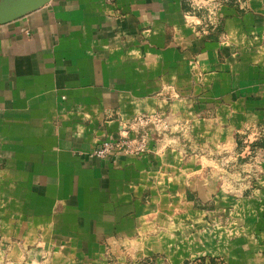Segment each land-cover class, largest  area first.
Instances as JSON below:
<instances>
[{"label": "crops", "instance_id": "0c3cea01", "mask_svg": "<svg viewBox=\"0 0 264 264\" xmlns=\"http://www.w3.org/2000/svg\"><path fill=\"white\" fill-rule=\"evenodd\" d=\"M115 8L49 0L0 25V264H264V190L210 168L264 134V0H230L209 35L184 0ZM154 113L174 116L163 143L88 157Z\"/></svg>", "mask_w": 264, "mask_h": 264}, {"label": "rangeland", "instance_id": "374dc122", "mask_svg": "<svg viewBox=\"0 0 264 264\" xmlns=\"http://www.w3.org/2000/svg\"><path fill=\"white\" fill-rule=\"evenodd\" d=\"M189 6V12L186 16H191L195 20L188 21L191 25L196 26L200 34L209 35L214 29L219 28L221 24L220 8L224 4L226 5L230 0H184ZM115 17L119 14L114 10ZM146 115V114H145ZM168 124L166 131L156 133L152 128H147L143 131V150L139 153L124 154L118 152L114 157H110L104 160H109L116 158L119 155L128 156L129 158H140L144 155L149 147V142L152 140L154 142L161 143L162 139L167 134L169 129L174 125L172 120L174 119L173 114L168 116H162ZM184 131H178L175 134L171 132L170 136L181 134ZM141 137V136H140ZM237 141L239 145L237 146V151L232 149H216L210 156L216 162V165L211 166L214 170V174L217 176L219 181H224L228 190L233 193L239 192H249L254 190H264V169L262 167L261 159L258 156V150L260 143L264 142V134L262 130H253L252 128H246L237 134ZM137 140H135V139ZM117 139V138H116ZM127 141L130 142L132 147H137L138 138L127 136ZM140 139V138H139ZM111 140V139H110ZM115 140V139H112ZM102 143V142H101ZM163 143V142H162ZM99 146V145H98ZM95 149V148H94ZM90 152L88 154V157ZM91 158V157H90Z\"/></svg>", "mask_w": 264, "mask_h": 264}, {"label": "built area", "instance_id": "2783aa9c", "mask_svg": "<svg viewBox=\"0 0 264 264\" xmlns=\"http://www.w3.org/2000/svg\"><path fill=\"white\" fill-rule=\"evenodd\" d=\"M103 2L106 5L111 6L113 10L116 9L115 0H103ZM147 128H152L156 133H160L167 130L168 124L158 113L150 115H137L132 120H130L124 128L121 129V132L117 139L100 143L99 146H97L90 152L89 156L98 160H104L116 156L118 152H122L126 155L139 153L144 148L142 133ZM127 136L138 138L139 143L137 147H132L130 142L126 139Z\"/></svg>", "mask_w": 264, "mask_h": 264}, {"label": "water", "instance_id": "95a60500", "mask_svg": "<svg viewBox=\"0 0 264 264\" xmlns=\"http://www.w3.org/2000/svg\"><path fill=\"white\" fill-rule=\"evenodd\" d=\"M48 3L49 0H0V25L22 18Z\"/></svg>", "mask_w": 264, "mask_h": 264}, {"label": "trees", "instance_id": "16d2710c", "mask_svg": "<svg viewBox=\"0 0 264 264\" xmlns=\"http://www.w3.org/2000/svg\"><path fill=\"white\" fill-rule=\"evenodd\" d=\"M261 149L264 150V144H260Z\"/></svg>", "mask_w": 264, "mask_h": 264}]
</instances>
